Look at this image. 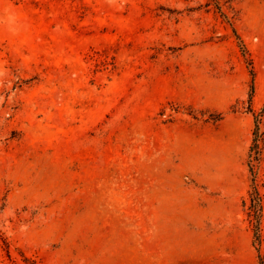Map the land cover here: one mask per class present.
<instances>
[{"label": "rangeland", "instance_id": "rangeland-1", "mask_svg": "<svg viewBox=\"0 0 264 264\" xmlns=\"http://www.w3.org/2000/svg\"><path fill=\"white\" fill-rule=\"evenodd\" d=\"M258 113L264 0H0V264H260Z\"/></svg>", "mask_w": 264, "mask_h": 264}, {"label": "trees", "instance_id": "trees-1", "mask_svg": "<svg viewBox=\"0 0 264 264\" xmlns=\"http://www.w3.org/2000/svg\"><path fill=\"white\" fill-rule=\"evenodd\" d=\"M252 75H253V80H252V90L254 91L255 89V81H254V75H255V71L254 69H251ZM264 119V113H258L256 114V126H255V130H254V138H253V144L250 147V162H251V168L254 171L255 168V160L256 159H260L261 158V154H262V150L260 147V134H259V130H260V122ZM247 199H244V204L247 205ZM249 208V215L252 217V220H254L253 222H255V227H256V231H255V235L257 236V238H259L260 234H259V223L261 220V217L263 215V198H262V194L259 191L258 186L254 183L253 185V190L250 192V203L248 205ZM260 264H264V259L261 256L260 259Z\"/></svg>", "mask_w": 264, "mask_h": 264}]
</instances>
